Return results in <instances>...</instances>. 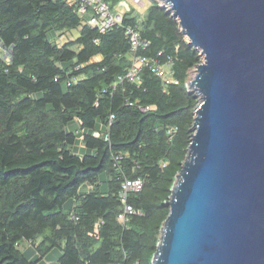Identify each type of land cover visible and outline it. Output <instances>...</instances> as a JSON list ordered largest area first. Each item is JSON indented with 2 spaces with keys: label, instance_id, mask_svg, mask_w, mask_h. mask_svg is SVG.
Returning a JSON list of instances; mask_svg holds the SVG:
<instances>
[{
  "label": "trees",
  "instance_id": "trees-1",
  "mask_svg": "<svg viewBox=\"0 0 264 264\" xmlns=\"http://www.w3.org/2000/svg\"><path fill=\"white\" fill-rule=\"evenodd\" d=\"M105 1L115 9L121 0ZM82 19L68 0H0V264H45L57 248V264H153L191 143L198 95L187 83L202 56L158 0L143 15L128 5L122 26L105 32ZM127 26L149 41L138 53L171 61L177 83L144 67L140 85L112 86L130 65ZM80 141L93 152L82 154ZM125 177L143 181L128 197L142 214L126 225Z\"/></svg>",
  "mask_w": 264,
  "mask_h": 264
},
{
  "label": "water",
  "instance_id": "water-1",
  "mask_svg": "<svg viewBox=\"0 0 264 264\" xmlns=\"http://www.w3.org/2000/svg\"><path fill=\"white\" fill-rule=\"evenodd\" d=\"M201 62L153 264H264V0H158Z\"/></svg>",
  "mask_w": 264,
  "mask_h": 264
},
{
  "label": "built area",
  "instance_id": "built-area-1",
  "mask_svg": "<svg viewBox=\"0 0 264 264\" xmlns=\"http://www.w3.org/2000/svg\"><path fill=\"white\" fill-rule=\"evenodd\" d=\"M70 4L76 6L77 11L82 16L84 11L89 12L87 23L93 27L97 28L101 32H105L107 30L112 29L115 26H122L123 14L126 11L125 9H121L123 6L119 4L112 9L109 3L105 0H68ZM136 4H142L143 0H134ZM126 35L129 37L131 42L130 49V65L120 74H118L116 80L112 84L114 88H116L119 84L124 82H130L137 85L141 83V73L144 67H151L152 71L157 75L163 78L166 83H177L173 77V72L171 69V61L168 60L165 63L157 61L153 57H149L143 54L138 53V49L141 46H147L149 41H144L139 38V30L137 27L127 26ZM59 39V38H58ZM81 65H78L76 68H80ZM75 77L74 79H76ZM71 78L68 81V85H70L73 80ZM57 80V79H56ZM150 106L143 107V110L149 109ZM113 118V115H111ZM95 135L99 134V131L94 132ZM87 189H92L93 186L87 184ZM143 187V181L141 178H131L125 177L122 180L119 196L123 203L122 211L118 214V220L121 224L126 225L129 218L133 215L142 214L141 209L135 208L131 203L128 202L129 194L132 192L140 191ZM72 219L77 221L79 217L75 214L72 215Z\"/></svg>",
  "mask_w": 264,
  "mask_h": 264
},
{
  "label": "rangeland",
  "instance_id": "rangeland-1",
  "mask_svg": "<svg viewBox=\"0 0 264 264\" xmlns=\"http://www.w3.org/2000/svg\"><path fill=\"white\" fill-rule=\"evenodd\" d=\"M125 3H122V8L121 9H125V7H128V5H130L131 7H136L139 12L143 15L146 13L147 11V8L148 6L150 5V3L152 2V0H143V3L142 4H136L134 2V0H124ZM79 28H74L72 29L71 31H69V33H64V38H61L59 37L58 39V43L59 44H63L65 41L67 40H72L74 38H76L78 35H79ZM66 34V35H65ZM61 36V35H59ZM2 43L0 41V51H1V48H2ZM1 54V53H0ZM195 67L192 68L190 70V77L189 79H191L192 77H194V74H195ZM35 97L38 96V94H34ZM79 127V122L77 120H74L72 123H70L68 126H67V129L69 131H76ZM77 147H78V150L83 154V153H92L93 150L92 149H89V148H86V146L80 141L78 144H77ZM87 189V185H84L82 187V191H85ZM21 248L25 251L27 249L30 250V252H27V255L31 256L32 258H36L37 259V256L38 258L40 257L38 255V253L34 250V247L32 245L29 244V242H27L26 240H24L22 243H21ZM33 251V252H32ZM60 249H55L53 250L49 255H47L46 257H48V259H41L39 260V262H44L45 264L47 263H50V264H57L58 263V256L60 254Z\"/></svg>",
  "mask_w": 264,
  "mask_h": 264
},
{
  "label": "crops",
  "instance_id": "crops-1",
  "mask_svg": "<svg viewBox=\"0 0 264 264\" xmlns=\"http://www.w3.org/2000/svg\"><path fill=\"white\" fill-rule=\"evenodd\" d=\"M122 3H124V0H122L121 2H120V4H122ZM88 16H89V12L88 11H84L83 12V15H82V22L83 23H87V20H88ZM80 28H79V32H80V29H81V26H79ZM72 30V29H71ZM71 30H67V31H64V32H59V33H57L58 34V36L59 35H61V38H64V33L66 32V33H69V31H71ZM66 35V34H65ZM71 40V39H70ZM67 41H69V40H67ZM66 42V41H65ZM103 58V56L102 55H98V56H96L94 59H93V61H98V60H101ZM87 188H88V186H87ZM85 191H87V189L85 190Z\"/></svg>",
  "mask_w": 264,
  "mask_h": 264
},
{
  "label": "clouds",
  "instance_id": "clouds-1",
  "mask_svg": "<svg viewBox=\"0 0 264 264\" xmlns=\"http://www.w3.org/2000/svg\"><path fill=\"white\" fill-rule=\"evenodd\" d=\"M121 1H122V0H121ZM121 1H120V2H121ZM124 3H125V1H124ZM119 4H120V3H119ZM119 4H118V5H119ZM118 5H117V6H118ZM121 5H122V4H121ZM59 37H61V36H58V34H57V36H56V41H57V42H58V38H59Z\"/></svg>",
  "mask_w": 264,
  "mask_h": 264
}]
</instances>
